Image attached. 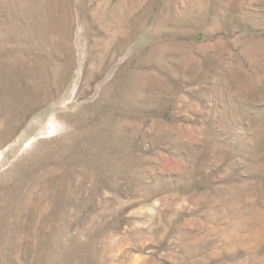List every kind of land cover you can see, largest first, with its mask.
<instances>
[{"label": "rangeland", "instance_id": "374dc122", "mask_svg": "<svg viewBox=\"0 0 264 264\" xmlns=\"http://www.w3.org/2000/svg\"><path fill=\"white\" fill-rule=\"evenodd\" d=\"M0 264H264V0H0Z\"/></svg>", "mask_w": 264, "mask_h": 264}]
</instances>
